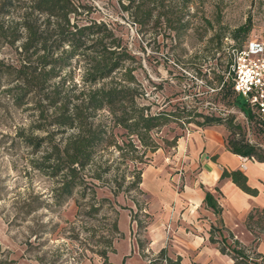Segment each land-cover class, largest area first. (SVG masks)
Masks as SVG:
<instances>
[{"label":"rangeland","instance_id":"1","mask_svg":"<svg viewBox=\"0 0 264 264\" xmlns=\"http://www.w3.org/2000/svg\"><path fill=\"white\" fill-rule=\"evenodd\" d=\"M72 2L78 12L77 16H70L72 22L95 25L111 33L108 38L102 37V30L92 35L85 44V55H94L91 48L102 41L110 50L126 52L131 58L123 69L111 73L95 87H107L112 81L117 84L124 79L125 69H131L136 83L124 84L133 93L135 105L153 115L165 112L168 122L149 134L158 146L151 152L142 148L135 136L113 127L106 110L97 113L94 122L101 118L106 124L108 139L95 151L91 166L82 172L84 184L58 206L49 198L52 181L33 167L49 151V143L44 141L41 147L34 148L23 138H44L52 132L58 142L59 137L75 130L58 134L52 126L39 129L33 101L18 106L6 93L0 94V260L15 264L103 262L97 253L103 249V238H108L119 211L128 208L127 200L134 199L139 204L143 201L141 210H146L150 200L140 184L138 191H120L115 196L117 184L125 190L135 174L139 172L142 178L143 173L151 171L166 176L172 185L176 170L171 157L177 141L204 128L197 123L203 122L205 116L222 120V125L212 126L223 128L226 143L243 140L264 151V116L253 113L249 119L234 106V95L229 92L225 76L234 48L250 40L264 42V0H134L131 5L128 0ZM29 6L30 0H0V28L5 30H0L1 70L18 66L21 38L10 45L3 33L8 35L16 28L22 37L20 23L27 18ZM242 26H249V32L233 39V32ZM113 40L120 48L110 45ZM77 58L72 60L71 68L70 80L74 84L81 82L87 68L85 60ZM64 75L62 71L60 77ZM219 75L221 82L217 80ZM12 78L3 76L0 90L12 87L16 82ZM191 110L200 116L190 119L187 112ZM177 111L181 112L179 118L170 116ZM229 122L238 128H229ZM113 141L122 147L130 142L136 152L121 159L120 152L109 143ZM93 172L101 174V180L92 178ZM170 187L177 192L175 183L176 188ZM34 197L51 205H41L26 215L23 203ZM89 206L98 208V212L86 215ZM145 215L139 214L147 223ZM120 221H125L124 215Z\"/></svg>","mask_w":264,"mask_h":264},{"label":"trees","instance_id":"2","mask_svg":"<svg viewBox=\"0 0 264 264\" xmlns=\"http://www.w3.org/2000/svg\"><path fill=\"white\" fill-rule=\"evenodd\" d=\"M128 1L131 5L134 0ZM77 14L72 0H30L27 18L20 23V27L23 29L22 37L19 36L16 28H13L8 35L3 33V37L9 39L10 45L21 38L18 53L21 58L18 66L0 69V86L3 76H12L13 81H16L12 87L1 89L0 94L6 93L18 106L23 105V102L33 101L40 121L37 125L39 129L52 126L57 129L56 133L58 134L67 130H75L67 136L59 137L58 142L54 141L55 134L52 132L44 138H23L24 143L34 148L41 147L44 141L49 143V151L39 161L34 162L33 167L43 172L44 175H48L52 181L53 188L49 193V198L51 203L58 206L65 204L72 197L76 188L84 184L82 172L91 166L95 151L108 139L106 124L101 121V118L94 122L97 113L106 110L113 127L121 128L128 135L135 136L141 147L151 152L157 150L158 146L150 140L149 134L168 122V114L165 112L153 115L145 113L147 109L135 105L133 93L129 92L124 84L136 83L131 69H125L124 79L117 84H113L112 81L107 87L104 85L95 87L108 78L111 73L123 69L125 61L131 60V58L126 52L110 50L109 46L102 41H96L97 45L93 44L91 49L94 55H85V49H88L85 44L92 35L102 30L104 33L102 37L108 38L111 37V33L107 29L95 25L80 26L77 22H72L70 16H77ZM39 18H42L40 23ZM0 30L1 32L5 31L2 28ZM249 30V26H242L233 32L232 37L238 40L240 33L246 35ZM110 45L120 48L119 44H116V40L110 42ZM77 57L85 60L87 68L82 75L81 82L74 84L70 80L72 78L71 68L72 60ZM0 65L2 64L0 63ZM62 71L66 75L60 77ZM57 78L59 80H56ZM217 80L221 82L222 76H217ZM227 82L229 92L234 95V106L249 119L253 117V113L258 115L256 108H253L242 96L235 93L231 80L227 79ZM69 91L74 93L70 95ZM126 99L129 103L127 108ZM48 112L50 114L47 115ZM180 114L181 112L177 111L170 116L179 118ZM187 116L193 119L200 114L191 110L187 112ZM203 119V122H198L197 126L208 127L223 124L219 118L205 116ZM228 125L232 129L238 128V126L234 128L230 122ZM109 143L120 152L119 158L121 159L136 152V146L130 142L124 144L123 147L115 141ZM227 149L241 157L264 162V151L243 140L228 141ZM92 178L101 180V174L93 172ZM222 178H230L246 193H256L246 185V177L239 171L231 173L224 171L221 175ZM140 183L141 177L138 172L134 176V181L130 182L125 190L120 189L122 184H117V190L113 191V195L116 196L120 191L124 193H129L132 190L138 191ZM132 201L136 206L133 218L137 221L138 234L146 224L144 220L139 219L141 204L144 202L139 204L137 200L133 199ZM203 203L216 216L221 214L220 206L209 192L205 193ZM44 204L45 200H40V197L24 201V213L30 215ZM96 212H98V208L89 206L86 215L92 216ZM255 215L258 218L257 222H253ZM252 223H256L264 229V209L253 210L248 215L246 227L250 231L253 230ZM222 230V227H211L209 237L210 243L216 244L222 254L230 256L235 264H264L263 256L241 245L233 238L232 234L224 236ZM108 232V238H103V249L97 253L103 259V263H107V254L113 252V239L119 237L116 222L110 225ZM216 234L219 238H216ZM248 251H251L259 262H249ZM156 255L158 261L165 259L167 264H179V260L169 259L165 250ZM0 264L15 263L6 259L0 260Z\"/></svg>","mask_w":264,"mask_h":264},{"label":"crops","instance_id":"3","mask_svg":"<svg viewBox=\"0 0 264 264\" xmlns=\"http://www.w3.org/2000/svg\"><path fill=\"white\" fill-rule=\"evenodd\" d=\"M224 137L223 128L208 126L179 138L171 157L176 170L172 185L159 172L143 173L140 188L150 197L145 210L148 222L135 236L129 214L136 206L128 199V208L117 214L119 237L113 239V252L107 254V263L97 264H147L145 249L151 254L165 250L179 264H235L210 243L211 227H222L224 236L232 234L241 245L264 257V229L256 223L252 231L246 227L248 215L264 209V162L231 153ZM224 171L241 172L256 193L244 192L230 178L221 179ZM174 183L177 192L170 187ZM206 192L220 206L219 216L205 207ZM257 220L255 215L253 222Z\"/></svg>","mask_w":264,"mask_h":264},{"label":"built area","instance_id":"4","mask_svg":"<svg viewBox=\"0 0 264 264\" xmlns=\"http://www.w3.org/2000/svg\"><path fill=\"white\" fill-rule=\"evenodd\" d=\"M225 76L231 80L235 93L256 108L258 115L264 116V42L250 40L234 48ZM142 212L145 213V210L139 211V214ZM135 213L136 211L131 215V223L135 225L134 234L137 236V221L133 218ZM247 253L249 262H259L251 251ZM144 256L147 264H167L165 259L158 261L157 255L151 254L147 249L144 250Z\"/></svg>","mask_w":264,"mask_h":264}]
</instances>
